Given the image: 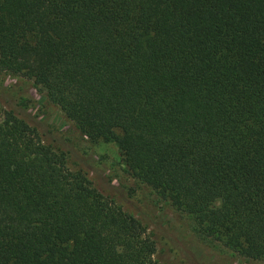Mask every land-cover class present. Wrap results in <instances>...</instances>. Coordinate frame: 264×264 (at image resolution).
<instances>
[{
    "label": "trees",
    "instance_id": "16d2710c",
    "mask_svg": "<svg viewBox=\"0 0 264 264\" xmlns=\"http://www.w3.org/2000/svg\"><path fill=\"white\" fill-rule=\"evenodd\" d=\"M0 75L113 144L203 237L264 263V0H0ZM154 253L136 218L0 111V264Z\"/></svg>",
    "mask_w": 264,
    "mask_h": 264
},
{
    "label": "rangeland",
    "instance_id": "374dc122",
    "mask_svg": "<svg viewBox=\"0 0 264 264\" xmlns=\"http://www.w3.org/2000/svg\"><path fill=\"white\" fill-rule=\"evenodd\" d=\"M0 111L25 120L45 143L66 154L70 170L84 171L101 195L136 218L155 243L153 259L158 264H264L203 237L188 216L128 175L113 144L88 143L25 78L0 75ZM87 158L88 164L83 165Z\"/></svg>",
    "mask_w": 264,
    "mask_h": 264
}]
</instances>
